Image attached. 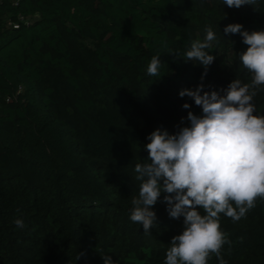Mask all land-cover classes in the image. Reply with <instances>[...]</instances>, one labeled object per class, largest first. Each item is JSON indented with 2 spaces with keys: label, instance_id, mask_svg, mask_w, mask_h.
Returning <instances> with one entry per match:
<instances>
[{
  "label": "trees",
  "instance_id": "trees-1",
  "mask_svg": "<svg viewBox=\"0 0 264 264\" xmlns=\"http://www.w3.org/2000/svg\"><path fill=\"white\" fill-rule=\"evenodd\" d=\"M231 23L264 30V0H0V264H165L183 217L161 193L150 233L130 220L134 166L151 132L202 115L181 89L251 82L239 60L248 45L223 32ZM207 26L219 43L202 80L204 66L183 56ZM154 56L159 78L147 74ZM254 104L264 116V85ZM220 227L225 264H264V200L236 222L221 214Z\"/></svg>",
  "mask_w": 264,
  "mask_h": 264
},
{
  "label": "clouds",
  "instance_id": "clouds-1",
  "mask_svg": "<svg viewBox=\"0 0 264 264\" xmlns=\"http://www.w3.org/2000/svg\"><path fill=\"white\" fill-rule=\"evenodd\" d=\"M224 2L229 8L248 4L256 8L257 0ZM223 32L239 34L248 45L239 60L252 74L251 82L234 79L222 91H205L203 83L181 89L179 96L191 97L202 108V115L189 111V126L176 133L159 128L151 132L144 145L147 162L134 166L141 184L138 197L132 199L130 220L150 233L157 226L152 206L161 193L169 216L183 217V231L171 238L165 264H208L213 254L225 264L221 251L228 241L220 227L221 214L236 222L256 206L257 198L264 200V116L254 115V98L264 85V30L249 32L242 24L231 23ZM205 33L183 56L185 61L204 66L202 80L215 60L211 54L214 42L219 43L211 26ZM160 68V56H154L147 74L159 78ZM14 223L17 228L25 227L21 218ZM103 259L105 264H114L111 256Z\"/></svg>",
  "mask_w": 264,
  "mask_h": 264
},
{
  "label": "built area",
  "instance_id": "built-area-1",
  "mask_svg": "<svg viewBox=\"0 0 264 264\" xmlns=\"http://www.w3.org/2000/svg\"><path fill=\"white\" fill-rule=\"evenodd\" d=\"M13 2L16 3V2H18V0H13ZM8 25L13 27V28H18V26H19L18 23H14V22H10V21L8 22Z\"/></svg>",
  "mask_w": 264,
  "mask_h": 264
}]
</instances>
